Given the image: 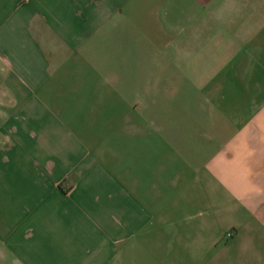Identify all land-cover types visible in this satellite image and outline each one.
I'll return each mask as SVG.
<instances>
[{
    "label": "crops",
    "instance_id": "obj_1",
    "mask_svg": "<svg viewBox=\"0 0 264 264\" xmlns=\"http://www.w3.org/2000/svg\"><path fill=\"white\" fill-rule=\"evenodd\" d=\"M0 264H264V0H0Z\"/></svg>",
    "mask_w": 264,
    "mask_h": 264
},
{
    "label": "built area",
    "instance_id": "obj_2",
    "mask_svg": "<svg viewBox=\"0 0 264 264\" xmlns=\"http://www.w3.org/2000/svg\"><path fill=\"white\" fill-rule=\"evenodd\" d=\"M231 236H232L231 232H228V233L225 234V238H226V239L231 238Z\"/></svg>",
    "mask_w": 264,
    "mask_h": 264
}]
</instances>
